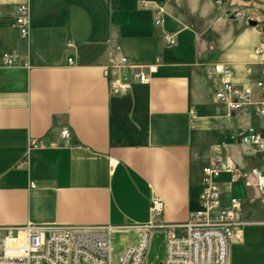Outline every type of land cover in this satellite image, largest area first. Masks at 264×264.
<instances>
[{"label":"crops","instance_id":"1","mask_svg":"<svg viewBox=\"0 0 264 264\" xmlns=\"http://www.w3.org/2000/svg\"><path fill=\"white\" fill-rule=\"evenodd\" d=\"M223 1L28 0L23 38L14 17L23 0H0L1 50L19 61L0 60V229L113 226L120 254L152 222L153 198L164 204L163 224L189 222L203 168L229 159L238 171L218 179L221 200L239 199L244 223L229 264H264L255 180L263 152L238 141L247 126L264 138V116L214 100L224 68L239 92L261 78L259 28L229 6L256 9V22L264 0ZM117 50L134 64L159 58L157 73L111 95L107 68Z\"/></svg>","mask_w":264,"mask_h":264},{"label":"built area","instance_id":"2","mask_svg":"<svg viewBox=\"0 0 264 264\" xmlns=\"http://www.w3.org/2000/svg\"><path fill=\"white\" fill-rule=\"evenodd\" d=\"M223 6V0H216ZM229 14L235 19L252 21L256 9L247 6L230 5ZM160 11L157 12V15ZM15 25L19 35L27 37L30 30V7L23 0L14 10ZM157 19L156 24H160ZM261 44L255 55L264 54V19L257 20ZM168 46L176 44L175 35L164 34ZM0 60L6 66L19 64L18 57L2 52ZM72 63V59L68 60ZM160 59L151 63L134 64L128 58L114 51L107 68L108 87L111 95L129 92L135 84H147L157 73ZM261 78L247 82L240 92L230 79V70L221 72L220 85L214 100L231 109L240 106L251 110L256 116H264V61ZM239 143L245 148L263 152L264 138L252 126L242 129ZM35 146V144H33ZM232 160L213 163L203 168V188L200 195V208L189 222L183 225L163 224L164 204L159 198L152 199V222L143 227L139 242L125 252L117 254L111 241L113 226L65 225L58 228H42L32 225L0 229V264H143L151 236L156 230L164 234L165 258L161 264H229L230 242L237 237L243 226L241 220L242 203L232 198L228 204L222 203V190L218 179L224 172L236 173ZM256 185L264 197V164L255 174ZM34 187V184H32Z\"/></svg>","mask_w":264,"mask_h":264},{"label":"rangeland","instance_id":"3","mask_svg":"<svg viewBox=\"0 0 264 264\" xmlns=\"http://www.w3.org/2000/svg\"><path fill=\"white\" fill-rule=\"evenodd\" d=\"M124 234L125 237H128L127 233L124 232ZM111 241L112 244L115 247H117L119 242H122V238H118L115 236L112 239V235H111ZM164 258H165L164 234L162 231L156 230L151 236L150 244L146 251L143 264H161Z\"/></svg>","mask_w":264,"mask_h":264},{"label":"water","instance_id":"4","mask_svg":"<svg viewBox=\"0 0 264 264\" xmlns=\"http://www.w3.org/2000/svg\"><path fill=\"white\" fill-rule=\"evenodd\" d=\"M249 24H250L251 26H256V25H257V23H256L255 21H249Z\"/></svg>","mask_w":264,"mask_h":264}]
</instances>
